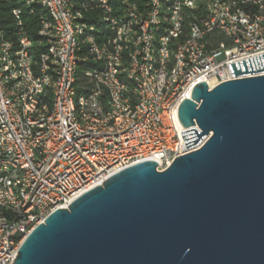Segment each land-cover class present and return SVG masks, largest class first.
<instances>
[{"label": "water", "instance_id": "95a60500", "mask_svg": "<svg viewBox=\"0 0 264 264\" xmlns=\"http://www.w3.org/2000/svg\"><path fill=\"white\" fill-rule=\"evenodd\" d=\"M264 71V54L229 64ZM186 147L128 165L48 213L15 264H264V73L198 82L178 106Z\"/></svg>", "mask_w": 264, "mask_h": 264}, {"label": "bare ground", "instance_id": "6f19581e", "mask_svg": "<svg viewBox=\"0 0 264 264\" xmlns=\"http://www.w3.org/2000/svg\"><path fill=\"white\" fill-rule=\"evenodd\" d=\"M175 1L64 0V7L72 17L73 48L67 67L64 101L66 116L71 118L73 127L89 130L95 136L118 135V128H114L116 113L123 115V127H136V121L145 115L146 107L149 133H160L163 127L166 135H177L174 114L176 104L181 103V96L174 94L182 93V80L188 72L186 60L189 51L196 40H200V32L193 31V28L209 29L216 12L217 17H224L225 12L234 20H244V11H247V18L254 20L237 22V32L256 36L257 21H261V27H264V0H179L172 8ZM33 3L47 12L39 16L37 36L40 49L37 54L33 40L25 32L23 18L25 12H32ZM219 5L222 10H219ZM147 7L148 10H145ZM16 8L17 14L14 7L10 10L13 37H8L0 28V85L6 96H18L14 111L15 126L25 135L30 158L41 160L46 154V147L35 148L31 123L24 118V112L27 103L35 100L36 95L35 118L39 119V135H47L49 130H53L64 77L62 38H56V34L57 37H64V26L57 6L51 5L50 0H25V9ZM143 10L144 17L154 15L155 19L145 24L142 30L138 11ZM174 20H178L175 27ZM84 61L90 62L93 67L84 70L80 78L79 65ZM108 63L112 64V78L107 72H102L108 70ZM92 72H98L93 73L94 92L115 94V82H118L127 107L121 103V98L108 101V96L95 99L96 107H85V96L92 90L87 75ZM258 73L264 71L255 72ZM213 84L214 81H210V85ZM156 117L160 122H156ZM8 142L10 132L0 128V151L7 148ZM117 170L120 169L105 172L102 182ZM0 178L12 184V203L7 204V209H0V223H5L7 211L11 212V216H19L25 208H29L30 193L21 163L0 159ZM25 237L19 236L15 257Z\"/></svg>", "mask_w": 264, "mask_h": 264}, {"label": "built area", "instance_id": "2783aa9c", "mask_svg": "<svg viewBox=\"0 0 264 264\" xmlns=\"http://www.w3.org/2000/svg\"><path fill=\"white\" fill-rule=\"evenodd\" d=\"M178 1H175L172 8H175ZM50 2L51 5L57 6L58 16L64 26V37H57L56 34V38H62L64 77L59 91L60 104L53 120V130H49L47 135H39V119L35 118V109L38 105L36 95L35 100L27 103V110L24 112V118L31 123L35 148L46 147V154H43L41 160L30 158L29 148L25 145V135L15 126L14 111L18 96H6L0 85V128L10 132V142L7 148H1L0 159L21 163L22 174L26 176L30 193L29 208H25L19 216H11V212L7 211L5 223H0V264H15L19 236H26L54 208L67 207L79 194L101 184L105 172H113V169H122L143 160H154L157 163V170H163L175 157L199 148L209 136L204 135L196 144L185 146L180 132L192 127L199 132L201 130L195 122L187 127L180 124L177 116L179 104H176L174 114L177 135H166L163 127L160 133H149L146 107L145 115L136 121V127H123V115L116 113L117 124L114 128H118V135L95 136L89 130L73 127L71 118L66 116L64 101L67 67L72 59L73 49L70 28L72 17L64 7V0ZM14 9L17 14V8ZM145 10H148V7ZM219 10H222L220 5ZM244 12V20H234L231 16H226L225 12L224 17H217L216 12L209 29L193 28V31L200 32V40H196L189 51L186 60L188 72L182 80V93L174 94L181 96V102L190 97L193 87L200 81H205L210 89L222 81L255 74L232 76L229 67L231 63L264 54V27H261V21H257L256 36L236 31L237 22L249 23L250 20H254L247 18V11ZM138 18L142 30L145 24L155 19L154 15L144 17V10L138 11ZM177 22L178 20H174V27ZM141 39L142 37L140 41ZM23 40L25 42V39ZM163 49L164 45L162 59ZM23 60L25 61V58ZM102 72H107L112 78V64L108 63V70ZM93 73L98 72L87 75L88 83H92V90L85 96V107L95 106V99H100V96H108V101L112 98H121V103H125L127 107V100L124 99L118 82H115V94H106L105 91L103 94H96L93 89ZM210 81H214V84L210 85ZM155 119L156 122H160L158 117ZM10 185L12 184L5 178H0V209H7V204L12 203Z\"/></svg>", "mask_w": 264, "mask_h": 264}, {"label": "trees", "instance_id": "16d2710c", "mask_svg": "<svg viewBox=\"0 0 264 264\" xmlns=\"http://www.w3.org/2000/svg\"><path fill=\"white\" fill-rule=\"evenodd\" d=\"M24 1L25 0H10V1H5V0H0V28L3 29L7 36L13 37V19L10 14V10L13 7H21L24 8ZM32 12H25L24 13V22H25V29L27 31L26 34L31 37L33 41V47L35 48L34 51L37 54L38 49H40V46L38 45V39L39 37L37 36V32L39 29V16L42 14H46V10L42 9L40 6L36 4H32ZM36 40V41H35ZM36 46V47H35ZM92 64L90 62L84 61L81 62L79 65V72L78 76L82 78L83 71L92 68Z\"/></svg>", "mask_w": 264, "mask_h": 264}]
</instances>
